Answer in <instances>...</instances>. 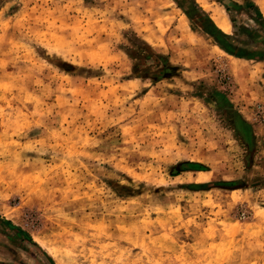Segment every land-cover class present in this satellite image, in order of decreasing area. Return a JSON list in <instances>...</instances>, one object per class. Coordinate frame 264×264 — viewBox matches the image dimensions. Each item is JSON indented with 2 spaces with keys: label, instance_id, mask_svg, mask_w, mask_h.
Listing matches in <instances>:
<instances>
[{
  "label": "rangeland",
  "instance_id": "1",
  "mask_svg": "<svg viewBox=\"0 0 264 264\" xmlns=\"http://www.w3.org/2000/svg\"><path fill=\"white\" fill-rule=\"evenodd\" d=\"M231 1L0 0V220L17 228L0 221V258L264 264V61L205 20L259 52L264 0Z\"/></svg>",
  "mask_w": 264,
  "mask_h": 264
},
{
  "label": "trees",
  "instance_id": "2",
  "mask_svg": "<svg viewBox=\"0 0 264 264\" xmlns=\"http://www.w3.org/2000/svg\"><path fill=\"white\" fill-rule=\"evenodd\" d=\"M250 9H252L255 12L256 15V20L261 24V26L264 28V17L263 14L261 13V11L259 10V8L254 4L251 3L250 5ZM235 7L237 9H241V6L238 4H235ZM229 9V7H227ZM186 10V9H184ZM251 11V10H250ZM188 16H191V14L189 13V11H186ZM206 21H208L209 26H208V33L211 34L215 40L217 41V43L219 44V46L225 50V48L227 49V47L232 46L227 40L226 38H228V35H226L223 31H221L220 29H218L214 23L212 22V20L208 17L205 18ZM215 35V36H214ZM264 48V47H263ZM226 52H228L229 54H232L230 52V50H225ZM233 55V54H232ZM237 57L240 58H246V59H258V60H264V49L261 51H255L253 52V54H250L249 56H242V55H238ZM213 185V184H210ZM205 185V186H210ZM216 185V184H215ZM233 184L231 183H221V184H217L216 186H232ZM205 186H203L205 188Z\"/></svg>",
  "mask_w": 264,
  "mask_h": 264
},
{
  "label": "crops",
  "instance_id": "3",
  "mask_svg": "<svg viewBox=\"0 0 264 264\" xmlns=\"http://www.w3.org/2000/svg\"><path fill=\"white\" fill-rule=\"evenodd\" d=\"M249 60L264 61V60H258V59H249ZM0 221L3 224H5L4 234L6 236H8V238H11L12 233H10V231H13V232L17 231L16 226L12 225L11 222H9L8 219H1ZM14 234L16 235L17 233L15 232ZM0 248H1V245H0ZM2 248H5V247H2ZM1 251L3 252L4 257L0 258V264L1 263L2 264H15L16 263L15 262L16 255H15V253H12V248L10 246L8 248H6V251L4 249H2ZM39 257L41 258V260H43V258L40 255H39ZM44 262H45V260H44Z\"/></svg>",
  "mask_w": 264,
  "mask_h": 264
},
{
  "label": "bare ground",
  "instance_id": "4",
  "mask_svg": "<svg viewBox=\"0 0 264 264\" xmlns=\"http://www.w3.org/2000/svg\"><path fill=\"white\" fill-rule=\"evenodd\" d=\"M215 21H216V23H217V25H218V27L221 29V30H223L224 32H229V28H230V26H229V24H228V22H227V20H226V17H225V15H223L221 12H219V11H217L216 12V18H215ZM39 242V245L49 254V255H51V256H53L54 258H57V254L53 251V250H51V249H49L47 246H46V242L44 243V241H41V240H38ZM261 249V248H260ZM259 254V253H258Z\"/></svg>",
  "mask_w": 264,
  "mask_h": 264
},
{
  "label": "water",
  "instance_id": "5",
  "mask_svg": "<svg viewBox=\"0 0 264 264\" xmlns=\"http://www.w3.org/2000/svg\"><path fill=\"white\" fill-rule=\"evenodd\" d=\"M223 3L227 7L235 8V4L231 0H223ZM225 50H230V52L235 56H238V55L249 56L250 54H253V52H251L249 50L245 51V50H242L241 48H237V47H233V46L227 47V49L225 48Z\"/></svg>",
  "mask_w": 264,
  "mask_h": 264
},
{
  "label": "flooded vegetation",
  "instance_id": "6",
  "mask_svg": "<svg viewBox=\"0 0 264 264\" xmlns=\"http://www.w3.org/2000/svg\"><path fill=\"white\" fill-rule=\"evenodd\" d=\"M12 253H15L16 258H18L19 255L16 251L12 250ZM15 262H16L15 264H27V262H25L23 259H20V258H19L18 262L17 261H15Z\"/></svg>",
  "mask_w": 264,
  "mask_h": 264
}]
</instances>
